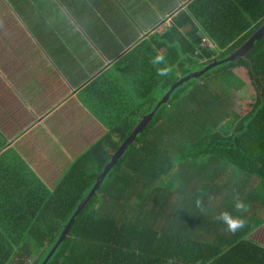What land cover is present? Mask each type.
Masks as SVG:
<instances>
[{"label": "trees", "instance_id": "1", "mask_svg": "<svg viewBox=\"0 0 264 264\" xmlns=\"http://www.w3.org/2000/svg\"><path fill=\"white\" fill-rule=\"evenodd\" d=\"M3 2L0 0V22L13 16ZM249 3H254L246 8L250 19L245 17L241 28L228 30L225 28L236 21H226V15L201 6L210 16L204 22L216 18L222 25L218 35L213 34L215 29L206 28L214 46L204 48L205 58L215 54L219 59L216 48L221 50L226 44V54L230 53L264 23V0ZM19 28L26 37L31 36L28 27ZM174 32L181 36L170 26L160 37H172ZM190 34L195 38L194 31L188 30L187 36ZM34 39L36 54L32 58L52 74L51 86L58 85L51 69V44ZM195 39L185 55L175 52L177 60L167 63L172 66L167 77H158L148 60H140L149 66L120 77L111 69L108 85H93L87 91L90 100H97L96 107L88 110L102 131L88 139L89 147L82 153L65 160L67 166L56 177L53 174L55 179L51 174L46 178V184L52 182L50 189L43 175L24 163L8 160L13 153L0 156V264H264V217L251 225L254 217L248 211L235 213L232 209L236 194L258 210L264 202V33L244 55L222 63L216 74L209 72L221 79L219 84L207 83L199 89L202 81L192 77L155 107L175 80L193 70L187 66L193 61ZM3 50L11 52L12 46ZM128 55L120 58L124 68ZM84 66L77 61L73 72ZM234 69L242 71V76ZM248 88L253 91V101L246 108L236 91ZM102 94L109 101H99ZM121 101L123 105L118 106ZM154 107L144 128L122 149L130 131ZM119 147L120 156L43 261L78 202ZM207 194L215 196L211 204ZM198 199L203 201L204 212ZM222 210L242 216L246 226L235 234L228 232L215 219Z\"/></svg>", "mask_w": 264, "mask_h": 264}, {"label": "crops", "instance_id": "2", "mask_svg": "<svg viewBox=\"0 0 264 264\" xmlns=\"http://www.w3.org/2000/svg\"><path fill=\"white\" fill-rule=\"evenodd\" d=\"M3 1L9 10L8 13L12 14L17 19V23L22 26L25 18H28L27 22H30L38 17L41 23L45 24L46 20L52 17L54 40L59 41L61 51H66V59L72 61L71 63L58 61L56 65L52 58V70L56 72L58 85L49 87L52 96L47 99L42 96L39 107H32L28 104L23 92L18 91L13 86V82L9 81L11 73L0 68V156L13 153L8 160L24 163L28 168L31 165L35 166L36 169L30 170L36 174H40L38 172L49 168L52 171L51 178L55 179L59 170L63 168V163L60 169H55L52 165L55 159L60 160L59 157L52 154V159L45 162L46 159L41 155L35 163L32 162L30 165L22 160V157L26 159L31 157L25 155L28 149H25V145L22 143L26 131L37 127L40 122L51 124L53 118L58 119V122H55L51 127L60 125L65 129L64 126L71 117V110L82 111L80 114L95 117L90 114L91 111L88 108H95L97 100H90L88 96H92L85 90V85L80 88L79 85L98 79V76L108 69H110L108 73L112 69V73L116 77L129 73L133 75L141 68L149 66L141 63L140 60L150 61L158 52L166 54L167 63L177 60L175 52H181L185 55L189 43H194L195 38L187 36V32L179 29V27L189 28V25L184 23H180L177 29L181 34L180 37L174 32L172 37L170 34L167 38H161L160 35L165 31L161 30V20L173 10L176 12V6H183L178 14L185 12L193 17L181 16V20L184 22L192 21L206 35L204 29H214L211 20L203 21L210 19L209 14L198 12V15H194L193 10L197 11L199 8L203 10L201 8L202 3H206L210 8L209 5L217 4L219 0H17V6L21 7L18 11L12 10L11 2L14 0ZM221 2L226 5L224 19L226 21L234 20L236 22L233 23H237L227 26L225 30L241 28L242 21L250 19L246 16V8L254 6V3H249L250 0H220ZM54 7L75 21L59 17L57 13L60 12H55ZM72 25L77 27L79 35L76 36V30L72 28ZM214 26L213 34H220L222 25H219L220 27ZM169 45L171 46L169 47ZM124 53H129L125 58L126 68L122 66V61H120ZM106 57H110V59L106 60ZM77 61L85 63L84 69L73 72V64ZM64 71H68V75H64ZM74 77L80 79H74ZM61 82L63 86L60 84ZM106 85L108 83L102 82L96 86L105 87ZM66 86L67 92L64 88ZM126 97L128 99V96ZM99 101L103 103L102 95L99 96ZM122 105L123 101L118 106ZM80 122L83 121L80 119ZM67 124L70 125V123ZM13 128L16 129L15 133H13ZM86 140L88 141L87 138ZM55 141H57L55 138H49L53 151L56 145ZM69 156L63 153L65 160H68ZM46 178L50 177L47 176ZM46 178H42L44 184L48 183ZM46 185L51 188L52 182ZM262 209L264 217V202L260 211ZM249 223L255 225L254 220H250ZM250 224H248L249 227H251Z\"/></svg>", "mask_w": 264, "mask_h": 264}, {"label": "rangeland", "instance_id": "3", "mask_svg": "<svg viewBox=\"0 0 264 264\" xmlns=\"http://www.w3.org/2000/svg\"><path fill=\"white\" fill-rule=\"evenodd\" d=\"M54 5V3H52ZM215 8L214 11L217 13H222L223 15H226V5L224 2L220 3V0L217 4H212ZM210 6V5H209ZM12 10H20L21 7L17 6V0H14L11 2ZM55 12L57 13L59 17L65 18L66 20H73L72 17L68 18L67 15H65L63 12L59 11L57 7H54ZM76 18V16L74 15ZM23 20V19H21ZM28 18L24 19L23 26L27 30L26 27H28V30L30 32L31 36H27L23 33L21 30V24L17 22V19H15L13 16L6 17L1 20L0 22V44L4 42V45H0V60L2 61L0 65H2L0 68L3 70L8 71V73H11V76L9 78V81L13 82V86L17 88V90H21L25 96V99L27 100V103L30 104L32 107H39L41 106V97L45 96L46 99L52 96L51 91L49 90V87L53 84V76L50 72L44 71V66L41 65L40 60L33 59V54H36V48L35 45H33V41L35 40L34 37H37V39H45V42L48 44H51L50 52L51 55L49 57H52L55 60V63L57 65V62L64 63L66 61V51H61V48L59 46V43L54 40L53 36V18L49 17L48 20H46V23H41L40 19L38 17H35L30 22H27ZM71 22V21H70ZM212 27L215 29L214 25H218L219 23L216 18H211ZM76 24V22H75ZM74 30H76V36L79 35V30L77 27L72 25ZM27 32L26 34H28ZM34 37H33V36ZM12 46V51H5L4 48ZM17 48L20 49L18 52ZM25 50V51H24ZM27 50V51H26ZM22 51H24L22 53ZM11 53V56H5ZM16 55V56H15ZM44 63V62H43ZM49 64V63H47ZM50 65V64H49ZM221 64L217 65L215 68L220 67ZM188 69H195L197 67V64L195 62H188ZM52 69V68H51ZM110 69L103 72L101 75L98 76V79H96L95 84L91 81L88 84L85 82V90L91 91L94 87L93 85H97L102 82H106L109 77ZM234 72L237 75L242 76V71H238L237 69H234ZM64 75H68V71H64ZM120 77V76H117ZM206 77V76H205ZM245 81H247V76H244ZM83 85V86H84ZM82 86V87H83ZM67 92V86L64 87ZM240 91L239 96L243 97L242 103H247V107H249L250 103L253 101V91L251 88L248 89H240L236 92V94ZM238 95V94H237ZM251 95V96H250ZM102 98L109 101L108 97H106L104 94H102ZM71 117L67 121V124L62 128L60 125L52 126L55 122H58V119H52L51 124L40 122L37 127L31 128L29 131H26L25 137L23 138V145H25V149H28V151L25 152V155H29L31 157H28L27 159L25 157H22V160L30 165L32 162L35 163L36 159L39 156H43L45 162L50 161L52 159L51 155L59 157V159H55V162L52 163V165L55 167V169H60L61 164L63 163L64 168L67 166L65 159L63 157V153L65 155H70L69 159L74 157L75 155H78L82 153L89 145L87 144V139L91 138L94 134L97 136L99 131H102L101 125L98 123L95 117H89L87 114H80L82 111H70ZM92 114V113H90ZM80 119L83 122H80ZM71 127V129H69ZM16 129L13 128V133H15ZM31 131V132H30ZM55 138L57 141L56 147L53 151L52 144L49 142V138ZM30 149V150H29ZM55 153H53V152ZM35 155V156H33ZM25 158V159H24ZM72 158L70 160H72ZM27 162H26V161ZM35 168V166H30L29 169ZM51 169L47 168L45 171L38 172L40 174H37L38 176L42 177V175L46 178L51 174ZM50 189V188H48ZM258 199V196H256ZM248 205V212L249 216L254 217L255 224L259 222L261 219H263V209L260 211L256 208H253V204L246 202ZM157 208L159 209V205H157ZM257 214H253L252 212L257 211Z\"/></svg>", "mask_w": 264, "mask_h": 264}, {"label": "clouds", "instance_id": "4", "mask_svg": "<svg viewBox=\"0 0 264 264\" xmlns=\"http://www.w3.org/2000/svg\"><path fill=\"white\" fill-rule=\"evenodd\" d=\"M201 6H207L208 7V5L206 3H202ZM182 7L178 5V6H176V12H175V10H173V12H170L169 15L168 14L165 15V17L161 20V30H166L170 26H173L175 29H178L180 23H184V24L189 25V28H180L179 27V29L181 31H185V32H188V30H189V32L194 31L195 38L198 39V43L196 44V46L194 47V49L192 51V60H193V62H195L197 64V67L195 69H193L192 71L188 72L187 74L197 73V76L193 77V78H200L199 80L202 81L201 84L199 85V89H202V86H205L207 83H208V86L211 84H214V83L219 84L221 82V79L216 77V75L215 76L209 75V72L212 71L216 74V72L222 66H220L218 68H215V67L219 64L226 62V61L221 62V60H223L225 57H227L231 52H233L239 46L236 47L230 53L226 54L227 49H229V45L226 44L222 47L221 50H218L216 48V54L219 55V59H215V54H212V55L209 54L210 57L205 58L203 55L204 48H209V49L213 48L214 43L209 39V37L207 35H205L202 32V30L200 28H197L192 21L187 20L186 22H184L181 20V18H180L181 16L185 17V18L193 17V16H191L185 12H181L178 14V12L182 9ZM213 7H214L213 5H210V9L214 11L215 8H213ZM193 12L198 13V11H195V10H193ZM204 12L207 13L205 10H204ZM203 27H205V26H203ZM204 31H207V29H204ZM253 32H255V31H253ZM259 33H261L259 35V37H260L264 33V31H260ZM191 37H193V36L191 35ZM195 41H196V39H195ZM219 53H223V54L220 56ZM190 62H192V61H190ZM149 63L155 68V73L158 77H167L172 71V66L168 65L166 62V54L165 53L158 52L155 56H153L150 59ZM159 65H164V67H159ZM205 71L207 72L205 75L206 77L204 75H202ZM187 74H185L184 76H186ZM184 76H182V77H184ZM182 77H179L178 79H180ZM184 81H187V80H184ZM84 84L85 83H83L81 85L83 86ZM81 85H79V86H81ZM238 90H240V89H237V91ZM237 94L238 95H236V96L239 98L240 101H242L243 97L239 96V95H242V94H240V91ZM207 199H208V203L211 204L215 200V196L207 194ZM196 203H197L198 207H200V210L202 212H204L205 209L203 207V201L198 199L196 201ZM232 209H233V212H235V213H243V212L248 211V205L243 200H241L239 198L238 194H236L232 197ZM233 212H229L227 210H222L215 216V219L218 222L224 224L226 226V230L228 232L235 234L237 231L241 230L242 228H244L246 226V220L240 215H233Z\"/></svg>", "mask_w": 264, "mask_h": 264}, {"label": "water", "instance_id": "5", "mask_svg": "<svg viewBox=\"0 0 264 264\" xmlns=\"http://www.w3.org/2000/svg\"><path fill=\"white\" fill-rule=\"evenodd\" d=\"M260 31H264V23L262 25H260L255 32H253L251 34V36L245 41L243 42L238 48H236L233 52H231L227 57H225L223 60H221V62L223 61H228L233 59L234 57L237 56H241L244 55L245 51L251 46L252 42L254 39L258 38L259 35L261 33H259ZM259 33V34H258ZM208 67V66H207ZM206 67V68H207ZM205 68V69H206ZM197 73H189L186 76L176 80L173 82V84H171L167 91H165V93L161 96V98L156 102L155 107L158 106V104H160L161 102H165L167 99L168 94L179 84H181L184 80H188L192 77H196ZM82 86V85H81ZM79 86V88L81 87ZM155 107L150 111L149 115H147V117L143 118L142 120H140L135 127L130 131L129 135L125 138V141L122 142V144L120 145V147L123 149V146L131 143V141L134 140L136 134L138 132H140L144 126L146 125V123L148 122V120L150 119V116L154 113ZM119 147V152H114L111 156V159L109 160L108 163H106V165L103 167V170L96 176L95 178V182L92 185V187L90 188V190L87 192V194L78 202L76 209L74 210V212L72 213V215L70 216V218L68 219V221L66 222V224L64 225L63 229L61 230L56 242L53 244V246L51 247V249L49 250V252L46 255V258L43 260L45 261L53 252V250L55 249V247L57 246L58 242L61 241V239L65 236L67 229L69 228L70 224L73 221V218L76 214H78V212L80 211L81 207L88 201V199L94 194L98 184L101 182V179L104 177V175L106 174V172L109 170V168L114 164L115 160L117 157L120 156V153L122 151V149ZM44 263V262H43ZM41 263V264H43Z\"/></svg>", "mask_w": 264, "mask_h": 264}]
</instances>
